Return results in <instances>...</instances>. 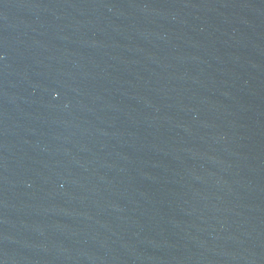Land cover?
Masks as SVG:
<instances>
[{"label": "water", "instance_id": "water-1", "mask_svg": "<svg viewBox=\"0 0 264 264\" xmlns=\"http://www.w3.org/2000/svg\"><path fill=\"white\" fill-rule=\"evenodd\" d=\"M0 264H264V0H0Z\"/></svg>", "mask_w": 264, "mask_h": 264}]
</instances>
